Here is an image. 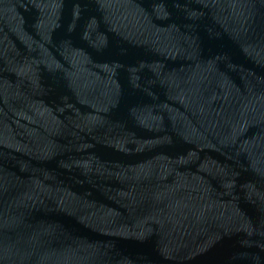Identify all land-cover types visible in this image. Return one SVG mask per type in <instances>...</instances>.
<instances>
[{
	"label": "water",
	"instance_id": "water-1",
	"mask_svg": "<svg viewBox=\"0 0 264 264\" xmlns=\"http://www.w3.org/2000/svg\"><path fill=\"white\" fill-rule=\"evenodd\" d=\"M0 264H264V0H0Z\"/></svg>",
	"mask_w": 264,
	"mask_h": 264
}]
</instances>
